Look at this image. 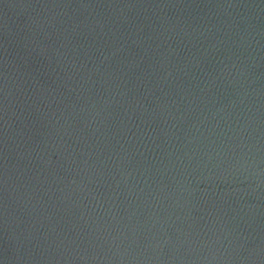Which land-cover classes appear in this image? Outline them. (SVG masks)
I'll use <instances>...</instances> for the list:
<instances>
[{"label": "water", "instance_id": "1", "mask_svg": "<svg viewBox=\"0 0 264 264\" xmlns=\"http://www.w3.org/2000/svg\"><path fill=\"white\" fill-rule=\"evenodd\" d=\"M0 264H264V0H0Z\"/></svg>", "mask_w": 264, "mask_h": 264}]
</instances>
